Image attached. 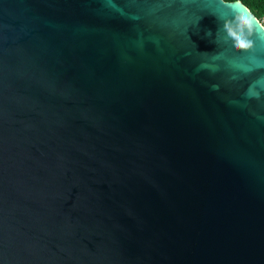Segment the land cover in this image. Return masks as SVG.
<instances>
[{
    "label": "water",
    "instance_id": "1",
    "mask_svg": "<svg viewBox=\"0 0 264 264\" xmlns=\"http://www.w3.org/2000/svg\"><path fill=\"white\" fill-rule=\"evenodd\" d=\"M226 23L0 0V264H264V30Z\"/></svg>",
    "mask_w": 264,
    "mask_h": 264
},
{
    "label": "clouds",
    "instance_id": "2",
    "mask_svg": "<svg viewBox=\"0 0 264 264\" xmlns=\"http://www.w3.org/2000/svg\"><path fill=\"white\" fill-rule=\"evenodd\" d=\"M227 2L233 7L235 11V20L238 22L241 29V35H237L235 29L231 26V24L226 23V29L233 37L235 47L237 48V50L252 49L254 46L253 41L247 38V36H245V33H247L248 35H253L256 31L257 25H259L261 30H264V19L257 20L250 13H247L246 10L242 14L240 11L242 5L240 4L239 0H227Z\"/></svg>",
    "mask_w": 264,
    "mask_h": 264
},
{
    "label": "trees",
    "instance_id": "3",
    "mask_svg": "<svg viewBox=\"0 0 264 264\" xmlns=\"http://www.w3.org/2000/svg\"><path fill=\"white\" fill-rule=\"evenodd\" d=\"M240 1H242L259 20L264 19V0H240Z\"/></svg>",
    "mask_w": 264,
    "mask_h": 264
}]
</instances>
